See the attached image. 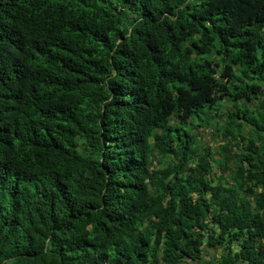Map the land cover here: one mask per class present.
<instances>
[{
  "label": "trees",
  "instance_id": "16d2710c",
  "mask_svg": "<svg viewBox=\"0 0 264 264\" xmlns=\"http://www.w3.org/2000/svg\"><path fill=\"white\" fill-rule=\"evenodd\" d=\"M239 263L264 264V0H0V264Z\"/></svg>",
  "mask_w": 264,
  "mask_h": 264
},
{
  "label": "rangeland",
  "instance_id": "374dc122",
  "mask_svg": "<svg viewBox=\"0 0 264 264\" xmlns=\"http://www.w3.org/2000/svg\"><path fill=\"white\" fill-rule=\"evenodd\" d=\"M213 126L210 127H204V126H198L196 128H193L194 133H198L199 137L201 139V142L203 144H210L213 146V150L218 148V142L219 140H214V135H213Z\"/></svg>",
  "mask_w": 264,
  "mask_h": 264
},
{
  "label": "crops",
  "instance_id": "0c3cea01",
  "mask_svg": "<svg viewBox=\"0 0 264 264\" xmlns=\"http://www.w3.org/2000/svg\"><path fill=\"white\" fill-rule=\"evenodd\" d=\"M208 254H209V257L212 258V257H219L220 254H221V250L215 246H209L208 249ZM239 264H245V263H239Z\"/></svg>",
  "mask_w": 264,
  "mask_h": 264
}]
</instances>
